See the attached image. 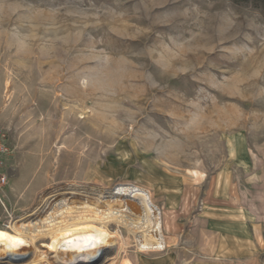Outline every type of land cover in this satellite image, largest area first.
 <instances>
[{
    "label": "rangeland",
    "instance_id": "rangeland-1",
    "mask_svg": "<svg viewBox=\"0 0 264 264\" xmlns=\"http://www.w3.org/2000/svg\"><path fill=\"white\" fill-rule=\"evenodd\" d=\"M0 130V231L112 210L95 264H218L209 217L264 220V0H0Z\"/></svg>",
    "mask_w": 264,
    "mask_h": 264
},
{
    "label": "bare ground",
    "instance_id": "bare-ground-1",
    "mask_svg": "<svg viewBox=\"0 0 264 264\" xmlns=\"http://www.w3.org/2000/svg\"><path fill=\"white\" fill-rule=\"evenodd\" d=\"M61 205L66 207L65 204ZM69 205L67 206L69 207ZM70 213L69 208L64 209L61 214L49 215L44 223L41 222L42 224L34 223L35 225H33V227L26 226L27 233L30 236L25 233L21 236H17L0 231V234H3L0 235V264H14L5 259L9 256H14L16 251L22 249L29 242L34 243L42 237H48L51 239V243L48 245L50 252L58 253L57 260L62 264H86L88 260L96 257L101 249L108 246L114 247L116 245L117 249L115 248L114 250L116 255L118 254L120 236L112 232L110 229L113 218L112 210L102 213L99 212L97 216L93 218L79 217L78 219L72 215L71 217H68V221H66L67 219L65 220L66 222L60 221L61 219L59 220L58 217H60V215H62V217H67L71 215ZM80 213L81 212L79 211V214ZM66 252L69 253L70 256L64 260L60 254ZM106 258L107 257L103 255L101 261L104 262Z\"/></svg>",
    "mask_w": 264,
    "mask_h": 264
},
{
    "label": "crops",
    "instance_id": "crops-1",
    "mask_svg": "<svg viewBox=\"0 0 264 264\" xmlns=\"http://www.w3.org/2000/svg\"><path fill=\"white\" fill-rule=\"evenodd\" d=\"M260 215H263V207ZM233 220L216 223L215 217H209L208 228L216 234L211 236L212 242L217 240L218 243L217 251L209 258L218 264H264V220L259 218L258 224ZM233 227L238 228L237 231H230Z\"/></svg>",
    "mask_w": 264,
    "mask_h": 264
},
{
    "label": "built area",
    "instance_id": "built-area-1",
    "mask_svg": "<svg viewBox=\"0 0 264 264\" xmlns=\"http://www.w3.org/2000/svg\"><path fill=\"white\" fill-rule=\"evenodd\" d=\"M10 153L7 136L0 130V190L8 185V177L4 173L5 157Z\"/></svg>",
    "mask_w": 264,
    "mask_h": 264
},
{
    "label": "water",
    "instance_id": "water-1",
    "mask_svg": "<svg viewBox=\"0 0 264 264\" xmlns=\"http://www.w3.org/2000/svg\"><path fill=\"white\" fill-rule=\"evenodd\" d=\"M104 250L101 249L99 252H98V255L94 258H91L90 260L87 261L86 264H95V263H98L100 262L102 256H103V253ZM30 259V255L28 254H25V255H22V256H9L7 257L5 260L6 261H10L14 264H22V263H25L26 261H28Z\"/></svg>",
    "mask_w": 264,
    "mask_h": 264
},
{
    "label": "snow or ice",
    "instance_id": "snow-or-ice-1",
    "mask_svg": "<svg viewBox=\"0 0 264 264\" xmlns=\"http://www.w3.org/2000/svg\"><path fill=\"white\" fill-rule=\"evenodd\" d=\"M0 235H3V234H0Z\"/></svg>",
    "mask_w": 264,
    "mask_h": 264
}]
</instances>
